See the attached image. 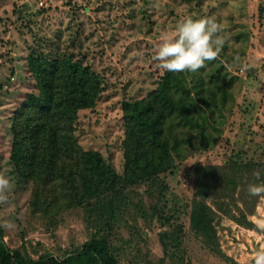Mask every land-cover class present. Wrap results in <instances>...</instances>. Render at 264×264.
<instances>
[{"label": "rangeland", "instance_id": "374dc122", "mask_svg": "<svg viewBox=\"0 0 264 264\" xmlns=\"http://www.w3.org/2000/svg\"><path fill=\"white\" fill-rule=\"evenodd\" d=\"M186 17L215 18L225 42L202 69L170 72L172 96L197 123L171 120L178 147L169 170L119 186L113 219L93 202L61 198L62 180L19 178L12 138L41 92L35 65L71 57L99 76L95 103L77 111L72 132L123 175L124 102L162 87L165 71L151 56ZM0 176L9 179L0 237L27 260L63 257L96 236L120 264H252L264 248V192L247 190L264 183V0H0ZM199 200L204 233L191 222Z\"/></svg>", "mask_w": 264, "mask_h": 264}, {"label": "trees", "instance_id": "16d2710c", "mask_svg": "<svg viewBox=\"0 0 264 264\" xmlns=\"http://www.w3.org/2000/svg\"><path fill=\"white\" fill-rule=\"evenodd\" d=\"M35 66L42 80L41 92L33 97L36 103L30 113L15 121L12 138L10 159L19 178L41 183L44 179L51 183L62 180L61 198L87 207L88 201L93 202L106 208L108 218L113 219L119 207L113 194H118L122 185L154 178L173 166L178 137L171 120L180 116L185 119L182 126L197 123L189 116L183 97H174L170 92L174 74L165 72L160 77L162 87L155 88L147 98L124 102V172L118 175L98 151L83 150L72 132L77 111L95 103L99 76L80 60L65 56L43 58ZM207 210L199 200L191 213L192 224L203 233L207 229ZM205 238L208 243L213 239L209 233ZM0 264L120 263L107 240L93 236L73 253L63 257L44 255L35 260L9 250L0 237Z\"/></svg>", "mask_w": 264, "mask_h": 264}, {"label": "clouds", "instance_id": "9594fccd", "mask_svg": "<svg viewBox=\"0 0 264 264\" xmlns=\"http://www.w3.org/2000/svg\"><path fill=\"white\" fill-rule=\"evenodd\" d=\"M174 31L175 36L162 37L151 56L155 66L165 72L194 73L206 62L215 60L225 42V38L219 35L220 24L212 17H186ZM8 187L9 179L0 176V200L6 198ZM247 190L255 196L264 192V183L249 184ZM252 264H264V248L255 251Z\"/></svg>", "mask_w": 264, "mask_h": 264}]
</instances>
